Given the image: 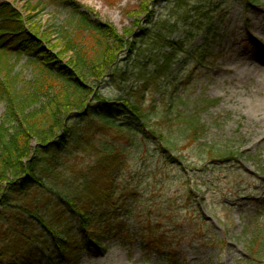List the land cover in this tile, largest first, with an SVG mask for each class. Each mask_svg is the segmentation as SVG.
Wrapping results in <instances>:
<instances>
[{
	"label": "rangeland",
	"instance_id": "1",
	"mask_svg": "<svg viewBox=\"0 0 264 264\" xmlns=\"http://www.w3.org/2000/svg\"><path fill=\"white\" fill-rule=\"evenodd\" d=\"M4 1L25 17L33 16L37 37L67 64L77 60L66 51L63 33L73 29L82 13L107 34L109 26L120 34L133 28L141 51L121 55L123 73L129 65L125 80L116 76L100 83L90 74L86 83L117 103L116 110L123 108L125 99L144 96L152 124L164 131L177 126L167 113L177 91L184 96L182 103L175 102L178 111L196 114L205 129L199 141L180 143L172 157L184 158L174 161L176 165L166 163L162 152L143 160L126 134L106 126L90 131L86 141L69 144L44 172L45 186L31 188L30 199L39 205L47 200L33 212L54 217L55 199L81 196L84 179L109 164L116 179V204L99 225L117 229L100 235L105 251L85 247L74 216L62 223L66 232L71 230L70 237L82 241L80 264H145L159 259L158 248L164 244L171 245L179 264H248L250 222L256 215L264 221V0H72L75 7L61 0H0ZM167 37L183 42V51H174L171 74L143 91L160 56L173 52ZM193 53H205L206 58ZM31 59L27 53L16 58L0 48L1 67L6 72L15 65L28 83L34 82L37 71ZM45 100L25 105L11 120L21 122ZM205 100L217 102L207 107ZM8 107V101L0 100V124ZM119 118L126 122V114ZM148 143L154 149L153 142ZM209 145L239 154L212 157ZM128 197L135 201V218L126 214ZM143 235L152 245L144 247ZM43 238L28 264H57L52 236Z\"/></svg>",
	"mask_w": 264,
	"mask_h": 264
},
{
	"label": "trees",
	"instance_id": "2",
	"mask_svg": "<svg viewBox=\"0 0 264 264\" xmlns=\"http://www.w3.org/2000/svg\"><path fill=\"white\" fill-rule=\"evenodd\" d=\"M61 1L76 6L72 0ZM99 25H93L82 13L72 30L64 28L66 51H72V58L77 60L67 64L62 61L60 53L51 52L37 37L38 29L33 16L27 18L13 4L0 2V48L17 55L27 53L37 68L34 82L28 83L15 71V65L6 72L0 65V100L9 102L5 121L0 124V264L30 263L32 253L43 246V237L47 233L52 236L57 248L53 253L57 264H80L78 251L82 241L70 237L71 230L66 232L62 226L64 219L70 215L76 218L81 228L85 247L105 251L100 244V235L117 229L99 225L106 212L116 204V179L107 168L109 164H105L98 175L84 179V184L79 187L81 196L55 199L54 217L48 219L40 211L33 212L45 205L47 200H42L40 205L35 203L30 199L31 188L45 186L44 172L54 165L72 141H86L90 131L106 126L118 134H126V141L138 148L143 160L162 152L166 163L172 161L170 164L176 165L174 161L181 162L184 158L182 154L172 157L180 143L197 142L205 132L196 114L178 111L177 106L184 96L177 91L171 96L172 103L167 111L177 126L164 131L152 124L144 96L142 100L125 99L120 104L123 108L116 110L117 103L110 97L89 87L85 78L90 74L97 76L100 83L116 76L124 81L125 74L126 77L129 75V65L123 73L119 64L121 55L126 50L132 55L141 51L136 45L133 28L120 34L109 26L107 34ZM87 35L89 40L84 39ZM167 38L168 48L173 52L160 56L155 72L142 84L143 91L148 85L156 84L158 79L169 76L176 60L174 51H183V42ZM193 56L202 60L206 58L205 53ZM41 98L46 100L33 113L23 115L21 122L11 120L17 110L22 113L25 105L35 100L38 102ZM205 101L207 107L217 102ZM121 114H126V122H121ZM149 141L153 142L154 149ZM208 149L212 157L234 158L239 154L211 145ZM130 198L126 199V214L128 218L131 215L135 218L136 215L132 214L135 201ZM256 216L250 222L251 232L246 245L245 261L248 264H264V221ZM117 220L120 218L117 217ZM142 237L145 248L152 245L145 240V235ZM158 251L159 259H147L145 264H179L174 262L176 256L171 245L164 244Z\"/></svg>",
	"mask_w": 264,
	"mask_h": 264
},
{
	"label": "bare ground",
	"instance_id": "3",
	"mask_svg": "<svg viewBox=\"0 0 264 264\" xmlns=\"http://www.w3.org/2000/svg\"><path fill=\"white\" fill-rule=\"evenodd\" d=\"M263 36H264V32H263ZM254 51V50H253ZM254 52H256V51H254ZM257 53V52H256ZM256 56L255 57H257V58H260L259 56H258V54H255ZM252 56H254V53H253V55ZM263 60V62H264V57L261 59V61Z\"/></svg>",
	"mask_w": 264,
	"mask_h": 264
}]
</instances>
